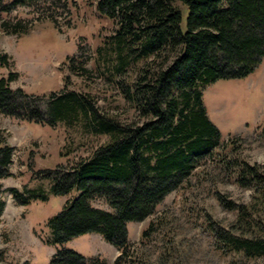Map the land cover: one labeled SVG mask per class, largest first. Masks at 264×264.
<instances>
[{
  "label": "trees",
  "instance_id": "trees-1",
  "mask_svg": "<svg viewBox=\"0 0 264 264\" xmlns=\"http://www.w3.org/2000/svg\"><path fill=\"white\" fill-rule=\"evenodd\" d=\"M22 2L0 0V12L7 14ZM95 11L113 25L95 53L101 61L111 62L115 79L110 77L133 111L126 123L101 114L90 97L74 91L51 93L44 102L20 88L12 89L10 83L17 78L14 63L0 50V69L7 71L0 76V114L51 127L81 122L108 137L69 169L38 173L51 181L56 195L75 191L47 222L51 244L56 246L50 264H86L64 244L88 233L118 249L112 264H135L127 224L154 215L166 196L187 185L193 175H201L196 171L205 160L233 176L239 187L255 191L248 206L217 194L224 209L236 212V219L228 229L208 224L216 250L247 259L264 257L259 214L264 210V170L240 158H227L226 149L236 150L238 138L222 144L202 102L207 85L244 78L261 62L264 0H97ZM29 26L0 20V30L9 35L25 33ZM70 67L77 70L73 64ZM13 156L14 148L0 137V180L10 176ZM9 192L19 206L45 199L27 190ZM99 199L111 211L91 205ZM4 205L0 185V216ZM161 219L148 223L142 240L157 231ZM90 264L106 263L94 259Z\"/></svg>",
  "mask_w": 264,
  "mask_h": 264
},
{
  "label": "rangeland",
  "instance_id": "rangeland-1",
  "mask_svg": "<svg viewBox=\"0 0 264 264\" xmlns=\"http://www.w3.org/2000/svg\"><path fill=\"white\" fill-rule=\"evenodd\" d=\"M96 1L23 0L9 13L0 12V20L31 26L18 36L0 30V50L14 63L12 71L17 78L10 83L12 89L20 88L44 102L51 93L74 91L90 97L101 114L126 123L133 111L116 89L111 62L101 61L95 53L113 30V25L96 13ZM185 14L183 11L182 27ZM67 59H73V63ZM72 64L77 70L70 67ZM2 75L7 71L0 69ZM202 102L208 119L219 130L222 144L238 138L236 150L226 149L227 158H240L264 170V57L244 78L207 85ZM0 137L14 148L10 176L0 180L5 204L0 216V264H50L56 246L51 244L47 222L62 211L75 191L56 195L51 181L39 178L38 173L69 169L105 144L108 137L84 128L81 122L51 127L2 114ZM198 171L201 175H193L187 185L166 196L154 215L127 224L134 263L264 264V257L247 259L216 250L208 227L213 224L228 229L236 219V212L224 209L217 194L234 204L248 206L254 201L255 191L239 187L233 176L210 160H205ZM12 188L43 195L45 199L19 206L9 192ZM91 205L111 211L100 199ZM259 214L264 224V210ZM158 216L162 219L157 231L142 240V231ZM64 247L81 255L86 264L94 259L112 264L119 255L118 249L95 233L76 237Z\"/></svg>",
  "mask_w": 264,
  "mask_h": 264
}]
</instances>
